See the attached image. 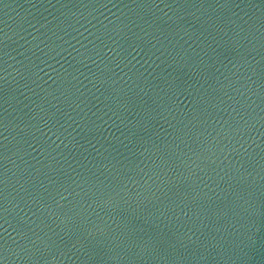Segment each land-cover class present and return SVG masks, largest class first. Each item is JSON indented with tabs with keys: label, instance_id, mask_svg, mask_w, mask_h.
<instances>
[{
	"label": "water",
	"instance_id": "obj_1",
	"mask_svg": "<svg viewBox=\"0 0 264 264\" xmlns=\"http://www.w3.org/2000/svg\"><path fill=\"white\" fill-rule=\"evenodd\" d=\"M0 264H264V0H0Z\"/></svg>",
	"mask_w": 264,
	"mask_h": 264
}]
</instances>
